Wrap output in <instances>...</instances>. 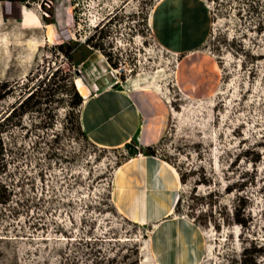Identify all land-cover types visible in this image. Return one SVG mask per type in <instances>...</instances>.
Returning <instances> with one entry per match:
<instances>
[{"label": "rangeland", "instance_id": "rangeland-1", "mask_svg": "<svg viewBox=\"0 0 264 264\" xmlns=\"http://www.w3.org/2000/svg\"><path fill=\"white\" fill-rule=\"evenodd\" d=\"M176 2L200 23L185 41L167 25ZM88 39L100 50L78 69L57 52ZM65 74L81 99L130 83L145 91L143 120L159 132L149 148L185 176L175 217L197 227V264H241L245 249L251 264L264 245V0H0V93L18 84L0 117L37 86L55 97L3 127L0 183L13 194L0 207V264H156L151 227L111 201L127 151L76 130Z\"/></svg>", "mask_w": 264, "mask_h": 264}, {"label": "crops", "instance_id": "crops-1", "mask_svg": "<svg viewBox=\"0 0 264 264\" xmlns=\"http://www.w3.org/2000/svg\"><path fill=\"white\" fill-rule=\"evenodd\" d=\"M166 13L167 25L179 41L199 29L192 7L176 2ZM137 88L130 83L82 97L79 125L89 143L118 150L131 143L149 148L157 142L159 132L143 120L139 94L145 91ZM180 186L173 167L144 154L119 166L111 182V201L117 212L133 224L151 227L149 254L156 264H197L199 258L197 227L175 217Z\"/></svg>", "mask_w": 264, "mask_h": 264}, {"label": "trees", "instance_id": "trees-1", "mask_svg": "<svg viewBox=\"0 0 264 264\" xmlns=\"http://www.w3.org/2000/svg\"><path fill=\"white\" fill-rule=\"evenodd\" d=\"M17 1L21 4L26 2V0H17ZM49 24H52V22L48 23V25ZM56 49L57 52L69 62V64L73 67V69H78L79 66L82 65L92 55L93 51L100 50V47L97 46L96 44H92L91 39H88L82 45H80L79 43H63L59 45ZM113 66L115 67V65ZM64 77L67 80V89L65 90L66 92L65 94L68 95L69 97V104H68V107L70 109L69 113L73 115L75 112H78L79 109L81 108L82 99L79 96L74 84L71 81V76L65 74ZM16 86H18V84L14 86H9V89L7 91H5L3 94L0 93V101L5 99L9 95H12L13 90L16 88ZM49 90L52 91L49 87L46 86L44 87V85L37 86L33 91L25 95V97H23L21 101H19L18 104L14 106L6 116H4L3 118L2 116L0 117V172L6 170V163L4 162V141L2 138L5 132L3 127L8 125L10 121L14 120V118H18V120H21L22 117H24L25 115L32 113L33 114L40 113L43 110L42 106L46 105L47 102H49L47 98H49L50 100H53L55 98L54 94L49 95V93L47 92ZM77 114L78 115L75 116L76 130L81 134V136L86 141H88L85 135L82 133L79 125V112ZM123 148L127 151V157L125 158L124 163L129 161L131 158H134L139 154H141V152L138 151V148L134 143L125 145ZM145 153L147 156H155L151 148H147L145 150ZM259 162H260V158L257 157L255 160H253L252 163L256 165ZM122 164H120L119 166H121ZM176 172L179 176L180 183H184L185 176L178 170H176ZM12 194H13V190L10 187H8L6 184L0 183V207H7V208L9 207V205L12 203L11 200ZM238 213L235 215L236 217L234 223L240 227H245L246 222L244 219L241 218V215ZM254 249H255L254 255H252V257L250 256L249 261L251 264H260L259 258L264 257V245L256 244V247H254ZM248 256H249V252L247 251V249H245L242 254L241 264H248V258H249ZM73 264H88V263L75 262Z\"/></svg>", "mask_w": 264, "mask_h": 264}, {"label": "bare ground", "instance_id": "bare-ground-1", "mask_svg": "<svg viewBox=\"0 0 264 264\" xmlns=\"http://www.w3.org/2000/svg\"><path fill=\"white\" fill-rule=\"evenodd\" d=\"M51 27V25H47L45 28L46 29H49ZM46 38H47V42H50V40H51V36L50 35H48V36H46ZM85 107V106H84Z\"/></svg>", "mask_w": 264, "mask_h": 264}]
</instances>
